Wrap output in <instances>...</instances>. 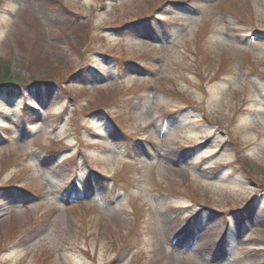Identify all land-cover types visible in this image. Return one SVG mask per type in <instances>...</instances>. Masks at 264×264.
Segmentation results:
<instances>
[{"label": "rangeland", "instance_id": "1", "mask_svg": "<svg viewBox=\"0 0 264 264\" xmlns=\"http://www.w3.org/2000/svg\"><path fill=\"white\" fill-rule=\"evenodd\" d=\"M2 59L0 264H264V0H0Z\"/></svg>", "mask_w": 264, "mask_h": 264}, {"label": "trees", "instance_id": "2", "mask_svg": "<svg viewBox=\"0 0 264 264\" xmlns=\"http://www.w3.org/2000/svg\"><path fill=\"white\" fill-rule=\"evenodd\" d=\"M17 65L16 62H10V60H5L2 59L0 60V89L2 86L8 84V83H19L20 78L14 75H10V67L11 65ZM74 198L71 194L68 195L67 199ZM67 203H72V201L67 202Z\"/></svg>", "mask_w": 264, "mask_h": 264}]
</instances>
